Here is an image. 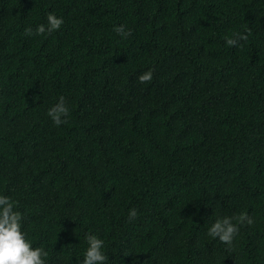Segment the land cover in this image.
I'll return each mask as SVG.
<instances>
[{"label":"trees","instance_id":"1","mask_svg":"<svg viewBox=\"0 0 264 264\" xmlns=\"http://www.w3.org/2000/svg\"><path fill=\"white\" fill-rule=\"evenodd\" d=\"M0 195L45 264H264V0H0Z\"/></svg>","mask_w":264,"mask_h":264},{"label":"clouds","instance_id":"2","mask_svg":"<svg viewBox=\"0 0 264 264\" xmlns=\"http://www.w3.org/2000/svg\"><path fill=\"white\" fill-rule=\"evenodd\" d=\"M62 17H57L53 13L47 15V27L40 24L35 30L26 28L24 34L44 35L58 31L63 25ZM121 37L127 38L131 35V30H125L123 25L114 29ZM247 34L237 33L234 38L226 40V44L235 47L240 40H247ZM140 83H150L152 72L148 71L138 77ZM48 116L53 124L59 127L67 123L70 115L65 98L61 96L58 102L48 110ZM15 203L8 197L0 195V264H45V257L48 252L43 247H33L27 240L26 233L22 231L23 216L19 211L14 210ZM138 213L136 209L129 211V220H134ZM237 223H233L232 217L217 219L208 229L207 234L212 238H218L222 243L231 245L234 237L239 232V225L247 223L251 225L253 220L246 213H241L235 218ZM88 247L84 253L82 264H108V257L102 251L104 241L94 234L85 236Z\"/></svg>","mask_w":264,"mask_h":264}]
</instances>
